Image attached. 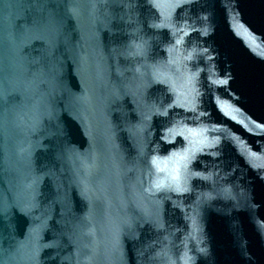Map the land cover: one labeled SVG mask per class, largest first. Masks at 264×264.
<instances>
[{"label":"water","instance_id":"1","mask_svg":"<svg viewBox=\"0 0 264 264\" xmlns=\"http://www.w3.org/2000/svg\"><path fill=\"white\" fill-rule=\"evenodd\" d=\"M0 264H264V0H0Z\"/></svg>","mask_w":264,"mask_h":264},{"label":"snow or ice","instance_id":"2","mask_svg":"<svg viewBox=\"0 0 264 264\" xmlns=\"http://www.w3.org/2000/svg\"><path fill=\"white\" fill-rule=\"evenodd\" d=\"M152 189H154L155 191L169 190V191H175L178 193L183 191V188L181 187L179 181L175 177H173L172 181L167 184L154 182L152 185ZM146 191H150V190L146 189Z\"/></svg>","mask_w":264,"mask_h":264}]
</instances>
